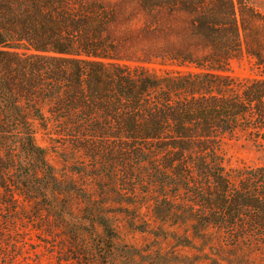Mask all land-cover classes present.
<instances>
[{
	"label": "trees",
	"instance_id": "obj_1",
	"mask_svg": "<svg viewBox=\"0 0 264 264\" xmlns=\"http://www.w3.org/2000/svg\"><path fill=\"white\" fill-rule=\"evenodd\" d=\"M256 2L264 0H0V198L8 215L66 206L38 142L57 138L92 154V168H125L154 220L185 224L206 240L215 229V245L261 250L264 263V164L230 174L224 155L240 134L264 139V10ZM246 54L254 74L232 75ZM88 219L106 248L73 235L70 258L119 264L108 220Z\"/></svg>",
	"mask_w": 264,
	"mask_h": 264
},
{
	"label": "rangeland",
	"instance_id": "obj_2",
	"mask_svg": "<svg viewBox=\"0 0 264 264\" xmlns=\"http://www.w3.org/2000/svg\"><path fill=\"white\" fill-rule=\"evenodd\" d=\"M255 4L264 10V2ZM131 25V29H136L140 22L133 19ZM178 32L179 29L176 35ZM230 73L241 78L253 75L250 56L246 54L235 60ZM38 142L46 148L47 158L64 185L57 197L66 206L59 205L58 213L49 211L48 207L35 212L31 204L30 211L16 218L8 215L0 198V264H79L68 253L71 247L76 248L73 235L78 243L84 242L83 246L90 247L96 239L101 240V249L106 248L100 236L103 230L98 223L93 229L88 219L93 214L105 217L114 229L116 235L111 246L115 247L113 254L119 264H264L261 250L215 245L219 240L215 229L206 240L190 232L185 224H162L154 220L150 198L131 193L133 186L125 168L115 170L100 165L95 169L92 154L74 150L63 140L39 136ZM224 155L230 174L262 165L264 139L240 134L228 141ZM102 158L118 160L121 155L103 154ZM109 170L116 179L111 178ZM92 173L105 174V178L96 182ZM88 200L92 213L86 209Z\"/></svg>",
	"mask_w": 264,
	"mask_h": 264
}]
</instances>
